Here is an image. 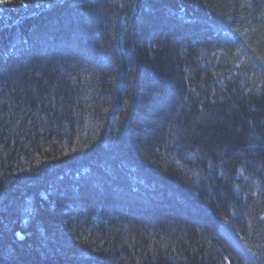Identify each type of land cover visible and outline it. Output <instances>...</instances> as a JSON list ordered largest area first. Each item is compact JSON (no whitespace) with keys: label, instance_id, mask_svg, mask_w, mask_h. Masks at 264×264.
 <instances>
[{"label":"trees","instance_id":"1","mask_svg":"<svg viewBox=\"0 0 264 264\" xmlns=\"http://www.w3.org/2000/svg\"><path fill=\"white\" fill-rule=\"evenodd\" d=\"M0 264H264V0H0Z\"/></svg>","mask_w":264,"mask_h":264}]
</instances>
